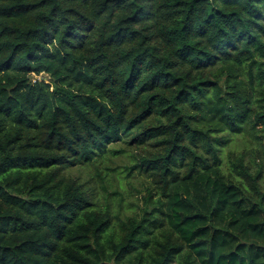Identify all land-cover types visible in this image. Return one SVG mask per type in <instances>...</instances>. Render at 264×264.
Returning <instances> with one entry per match:
<instances>
[{
	"label": "trees",
	"instance_id": "16d2710c",
	"mask_svg": "<svg viewBox=\"0 0 264 264\" xmlns=\"http://www.w3.org/2000/svg\"><path fill=\"white\" fill-rule=\"evenodd\" d=\"M0 264H264V0H0Z\"/></svg>",
	"mask_w": 264,
	"mask_h": 264
},
{
	"label": "rangeland",
	"instance_id": "374dc122",
	"mask_svg": "<svg viewBox=\"0 0 264 264\" xmlns=\"http://www.w3.org/2000/svg\"><path fill=\"white\" fill-rule=\"evenodd\" d=\"M129 160V157L124 156L122 160H118L112 165V170H102L101 177L107 182L108 190L114 188L123 193L127 205L129 202L138 205L140 196L142 195V187L140 186V180L138 177H125L126 172L124 171V165L127 164ZM79 175L82 181H88V184L94 185L99 193L102 192L100 180L97 177L89 181V174L87 171L79 173ZM133 208L135 209V206H130L126 211L130 213Z\"/></svg>",
	"mask_w": 264,
	"mask_h": 264
}]
</instances>
